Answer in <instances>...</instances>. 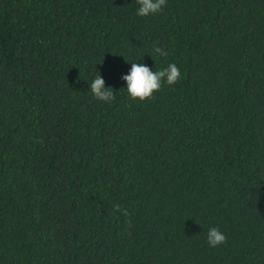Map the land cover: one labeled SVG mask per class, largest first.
Returning <instances> with one entry per match:
<instances>
[{
	"label": "trees",
	"instance_id": "1",
	"mask_svg": "<svg viewBox=\"0 0 264 264\" xmlns=\"http://www.w3.org/2000/svg\"><path fill=\"white\" fill-rule=\"evenodd\" d=\"M138 7L0 0V264H264V0Z\"/></svg>",
	"mask_w": 264,
	"mask_h": 264
},
{
	"label": "clouds",
	"instance_id": "2",
	"mask_svg": "<svg viewBox=\"0 0 264 264\" xmlns=\"http://www.w3.org/2000/svg\"><path fill=\"white\" fill-rule=\"evenodd\" d=\"M139 5L136 15L147 17L159 13L166 5V0H136ZM153 53L162 57H167L168 52L161 47L153 45ZM151 56L153 54H150ZM182 76L181 69L174 63L162 70L153 71L143 63H131L130 71L127 75L121 77L126 82L128 95L133 99H139L141 102L153 97V94L161 90L166 82L169 86L177 83ZM90 91L95 99L102 102H110L116 99L114 89L105 86V80L100 73L90 83ZM113 211L129 217L127 209L115 204ZM130 224V220H126ZM207 242L209 246L216 247L227 242V236L217 227H211L207 233Z\"/></svg>",
	"mask_w": 264,
	"mask_h": 264
}]
</instances>
